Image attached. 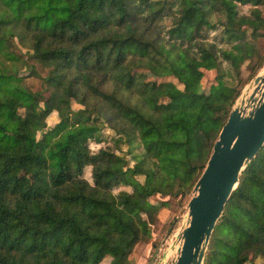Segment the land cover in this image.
Masks as SVG:
<instances>
[{"label":"trees","instance_id":"obj_1","mask_svg":"<svg viewBox=\"0 0 264 264\" xmlns=\"http://www.w3.org/2000/svg\"><path fill=\"white\" fill-rule=\"evenodd\" d=\"M241 5L252 10L241 14ZM262 7L0 0V150L23 160L0 162V264H134L160 220L156 197L190 199L242 92V66L249 62L252 77L264 66ZM218 28L221 42L208 41ZM212 69L209 95L182 103L154 99L175 84L146 81L197 89ZM52 115L59 122L48 130ZM107 128L112 141L92 152L90 141L100 143ZM257 260L264 264V147L242 174L205 264Z\"/></svg>","mask_w":264,"mask_h":264},{"label":"water","instance_id":"obj_2","mask_svg":"<svg viewBox=\"0 0 264 264\" xmlns=\"http://www.w3.org/2000/svg\"><path fill=\"white\" fill-rule=\"evenodd\" d=\"M263 147L264 71L253 78L233 105L193 190L183 224L172 237L169 252H164L157 264H205L217 224L242 174Z\"/></svg>","mask_w":264,"mask_h":264},{"label":"rangeland","instance_id":"obj_3","mask_svg":"<svg viewBox=\"0 0 264 264\" xmlns=\"http://www.w3.org/2000/svg\"><path fill=\"white\" fill-rule=\"evenodd\" d=\"M252 10L251 6H239L238 11L241 14H249ZM263 11L264 16V7L261 8ZM262 35L257 39V44L259 45L261 55L264 56V31L261 32ZM221 30L220 28L215 30H209L205 36L207 37L208 41L213 43H220L221 41ZM251 65L249 66V62L245 63L242 66L241 69V87L243 86L242 91L251 83L253 78L262 73L264 71V66L262 67L259 72L252 77L251 74ZM205 77L203 78L200 86L197 89H192L185 83H180L179 80L173 79V78H163L158 79L155 77H147V82H152L153 84L156 83V85L162 84V83H172L177 86L176 92L168 91V92H160L157 95L154 96V99H158L159 102H162L164 104H169L174 102L182 103L185 101V97L192 94H205L209 95L207 92V89L209 88L210 83L214 82L216 79V70H204ZM29 84L33 86L35 90H42V81L39 79H30ZM242 93V92H241ZM212 103V100H211ZM74 109L81 108L80 105L77 103H73ZM59 122V118L57 115H52L48 119V130L55 127V125ZM114 136V132L111 130L104 129L102 130V140L100 143H97L96 141L92 140L90 141V148L92 152H97L101 147H106L110 144L112 141L111 138ZM140 153V149L136 148V153ZM130 159V157H129ZM7 160L10 161H18L23 165L22 155L17 153H10L4 150H0V162L4 163ZM134 164V162H132ZM85 177L87 180L92 181L91 179V168H87L85 172ZM130 190L129 188H122ZM193 196V192L191 193L190 199ZM189 200H187L183 205H179L178 200H170V198H162V197H156L157 202L159 204H162V211L159 215V223L157 225L153 226V241L150 245H141L138 246L132 256H133V262L134 264H157L160 257H162L163 253L167 252V250L170 247L171 239L176 234V231L179 229V227L183 224V217L187 213V205L189 203ZM175 225V226H174ZM170 260H168L167 263H170ZM111 258H106L102 264H110ZM256 264H263L261 260H257Z\"/></svg>","mask_w":264,"mask_h":264}]
</instances>
